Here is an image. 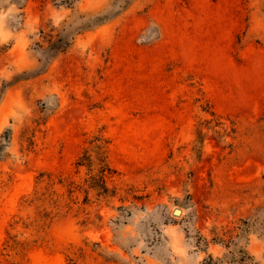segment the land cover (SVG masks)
<instances>
[{"label":"rangeland","instance_id":"1","mask_svg":"<svg viewBox=\"0 0 264 264\" xmlns=\"http://www.w3.org/2000/svg\"><path fill=\"white\" fill-rule=\"evenodd\" d=\"M62 1L0 0V264H264V0Z\"/></svg>","mask_w":264,"mask_h":264},{"label":"trees","instance_id":"2","mask_svg":"<svg viewBox=\"0 0 264 264\" xmlns=\"http://www.w3.org/2000/svg\"><path fill=\"white\" fill-rule=\"evenodd\" d=\"M62 5L71 6L72 2L71 0H64L62 1ZM100 141L101 140H97L94 143V149L98 154V158H97L98 166H96L98 170V174H96L92 178L91 184L93 185L91 187L99 190V192L102 195H107L109 193V188L107 186L106 178L108 176H111L114 173V171L108 163L107 156L105 152H103L104 147L102 144L99 143ZM94 164H95V161H93V159L89 155V150L85 149L77 165L86 166L90 171H92Z\"/></svg>","mask_w":264,"mask_h":264},{"label":"water","instance_id":"3","mask_svg":"<svg viewBox=\"0 0 264 264\" xmlns=\"http://www.w3.org/2000/svg\"><path fill=\"white\" fill-rule=\"evenodd\" d=\"M178 213H179V210H176V211H175V214L177 215Z\"/></svg>","mask_w":264,"mask_h":264}]
</instances>
